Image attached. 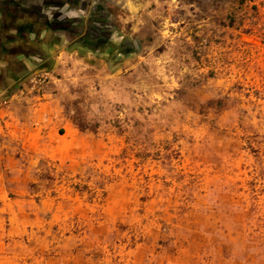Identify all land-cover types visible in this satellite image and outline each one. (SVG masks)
<instances>
[{"label":"rangeland","instance_id":"1","mask_svg":"<svg viewBox=\"0 0 264 264\" xmlns=\"http://www.w3.org/2000/svg\"><path fill=\"white\" fill-rule=\"evenodd\" d=\"M170 5L47 73L79 140L10 196L0 264H264V0Z\"/></svg>","mask_w":264,"mask_h":264},{"label":"crops","instance_id":"2","mask_svg":"<svg viewBox=\"0 0 264 264\" xmlns=\"http://www.w3.org/2000/svg\"><path fill=\"white\" fill-rule=\"evenodd\" d=\"M172 0H0V98L7 100L37 73H53L67 56L92 54L78 43L87 26H107L113 41V21L138 24L152 10ZM77 33L72 27H79ZM106 50V49H105ZM46 101L34 109L9 105L0 126V215L10 201H29L32 173L41 161L69 162L79 137L68 120ZM59 143H66L59 151ZM15 199V200H14ZM1 217V216H0Z\"/></svg>","mask_w":264,"mask_h":264},{"label":"built area","instance_id":"3","mask_svg":"<svg viewBox=\"0 0 264 264\" xmlns=\"http://www.w3.org/2000/svg\"><path fill=\"white\" fill-rule=\"evenodd\" d=\"M50 78L47 73H37L33 75L27 83L7 100L0 98V126L2 125V111L5 107L12 104L19 106H29L30 109L44 103L49 93Z\"/></svg>","mask_w":264,"mask_h":264},{"label":"flooded vegetation","instance_id":"4","mask_svg":"<svg viewBox=\"0 0 264 264\" xmlns=\"http://www.w3.org/2000/svg\"><path fill=\"white\" fill-rule=\"evenodd\" d=\"M79 27H72L70 30L72 34L77 33ZM107 26L100 25V26H87L85 34L80 36L78 43L81 47L85 48L86 50L90 51L91 53L102 52L106 48L111 49L110 51H118V47L112 46L110 47V43L112 40L108 35ZM115 48V50H114Z\"/></svg>","mask_w":264,"mask_h":264}]
</instances>
